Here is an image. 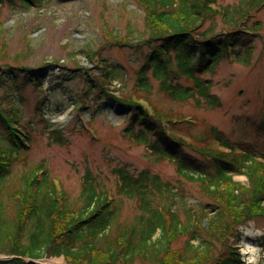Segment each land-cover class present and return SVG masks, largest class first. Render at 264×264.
<instances>
[{"label": "trees", "instance_id": "trees-1", "mask_svg": "<svg viewBox=\"0 0 264 264\" xmlns=\"http://www.w3.org/2000/svg\"><path fill=\"white\" fill-rule=\"evenodd\" d=\"M46 1L0 0V9L4 4L30 8ZM134 1L143 13L144 33L139 41L146 49L136 71L139 90L150 93L151 77L159 81L168 99H190L196 107H218L220 103L210 93V81L201 80L197 74L211 71L222 57L250 47L261 24H254V32L247 31L241 22L262 9L264 0H243L227 19L235 26L210 34L202 30L206 19L220 14L227 18V13L216 6L219 0ZM3 29L0 22V63L4 64H0V89L6 81L18 88L20 80L23 86L34 82L39 87L44 70L54 65L31 69L19 64V55L10 56ZM102 29H106L102 34L109 46L130 40L127 34L120 39L107 25ZM82 51L103 72L99 77L84 76L89 91L100 88L125 109L128 123L124 134L145 144L155 157L170 159L177 173L199 184L206 202L196 218L195 211L189 209L183 223L178 216L179 197L167 182L148 170L132 174L124 166L113 170L117 192L137 200L145 215L133 223L119 222L113 201L86 179L81 192L83 204L75 210L65 192H60L48 173L40 169L42 166L27 171L14 186L7 187L18 153L27 149L28 136L18 128L17 114L2 107V100L13 99L5 93L0 99V256L12 258L0 260V264H37L26 260L59 256L67 264H132L137 259L149 264H243L231 240L239 235V226L264 219V150L231 142L215 126H209L207 138L195 144L181 127L185 119H173V113L156 109L149 111L137 96L108 93L106 85L115 78V65L100 64L104 59L91 46L77 52ZM77 52L69 56L75 58ZM8 60L14 64H7ZM76 70L87 69L78 66ZM181 77L186 85L176 81ZM257 131L264 134V121ZM49 132L60 144L62 131ZM184 147L200 157L184 154ZM235 176H244L247 184L235 181ZM179 241L182 246L175 247Z\"/></svg>", "mask_w": 264, "mask_h": 264}, {"label": "rangeland", "instance_id": "rangeland-1", "mask_svg": "<svg viewBox=\"0 0 264 264\" xmlns=\"http://www.w3.org/2000/svg\"><path fill=\"white\" fill-rule=\"evenodd\" d=\"M242 1L219 0L217 7L227 13V18L220 14L206 19L202 30L208 34L231 30L234 24L227 20L228 16ZM0 22L10 56L19 55V64L31 69L46 63L54 65L44 70L39 88H34L32 82L23 86L20 80L18 88L6 81L0 89V99L5 93L13 98L2 100V107L18 114V125L27 131L29 141V148L18 153L20 160L7 177V187L14 186L22 174L42 166L65 192L69 203L75 205V210L83 204L81 192L86 179L112 199L118 208L119 222L133 223L145 215L137 200L117 192L113 170L124 166L132 174L148 170L167 182L179 197L178 216L183 223L187 222L189 209L195 211L193 217L199 216L200 207L206 202L199 184L177 173L170 159L155 157L144 144L124 136L122 130L128 123L125 109L109 95L100 88L94 93L88 92L84 76L99 77L103 72L85 52H77L84 46L93 47L97 56L104 59L100 64L115 65L112 75L116 85L120 84L119 97H143L154 110L173 113V119H187L181 127L195 144L207 138L209 126H215L231 142H244L264 150V134L257 131L264 121V7L251 14L245 23L249 28L255 22L261 24L260 33L252 38L250 47L246 51L237 50L232 57H222L211 71L197 74L201 80L210 81V93L216 96L218 107H196L190 99L184 102L168 99L159 81L151 77L149 94L138 89L136 71L143 63L146 49L139 41L144 33L143 13L134 0H48L30 8L4 4ZM102 25L116 31L120 39L127 34L130 40L109 46L104 41L102 32L106 29ZM73 52H77L75 58L69 56ZM7 64L14 62L8 60ZM77 65L87 70L80 72L76 70ZM176 81L187 84L182 77ZM53 129L62 131L60 144L55 143L58 142L55 135L49 132ZM0 134H3L2 127ZM183 153L191 158L200 157L186 147ZM234 180L247 184L244 176H235ZM238 232L231 244L241 253L243 263L264 264V219L249 221L239 226ZM179 242L175 247L183 243ZM38 262L67 264L62 256ZM132 264L149 263L137 259Z\"/></svg>", "mask_w": 264, "mask_h": 264}, {"label": "water", "instance_id": "water-1", "mask_svg": "<svg viewBox=\"0 0 264 264\" xmlns=\"http://www.w3.org/2000/svg\"><path fill=\"white\" fill-rule=\"evenodd\" d=\"M31 262H33V261H31Z\"/></svg>", "mask_w": 264, "mask_h": 264}]
</instances>
